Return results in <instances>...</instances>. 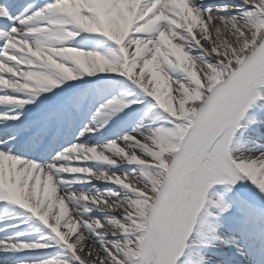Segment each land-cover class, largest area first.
Returning a JSON list of instances; mask_svg holds the SVG:
<instances>
[{
	"label": "snow or ice",
	"instance_id": "snow-or-ice-1",
	"mask_svg": "<svg viewBox=\"0 0 264 264\" xmlns=\"http://www.w3.org/2000/svg\"><path fill=\"white\" fill-rule=\"evenodd\" d=\"M262 86L264 0H0V264H264Z\"/></svg>",
	"mask_w": 264,
	"mask_h": 264
},
{
	"label": "rangeland",
	"instance_id": "rangeland-1",
	"mask_svg": "<svg viewBox=\"0 0 264 264\" xmlns=\"http://www.w3.org/2000/svg\"><path fill=\"white\" fill-rule=\"evenodd\" d=\"M260 91H261L262 93H264V86H262V87L260 88ZM252 114H253L254 116H259L262 120H264V117H263V115H264V111H259V110H257V111H254ZM260 130H262V129H260ZM216 187H218V186H214V189H215ZM211 191H213V190H210V192H211ZM245 264H247V262H245Z\"/></svg>",
	"mask_w": 264,
	"mask_h": 264
},
{
	"label": "bare ground",
	"instance_id": "bare-ground-1",
	"mask_svg": "<svg viewBox=\"0 0 264 264\" xmlns=\"http://www.w3.org/2000/svg\"><path fill=\"white\" fill-rule=\"evenodd\" d=\"M262 127H263V129H264V125H263Z\"/></svg>",
	"mask_w": 264,
	"mask_h": 264
}]
</instances>
